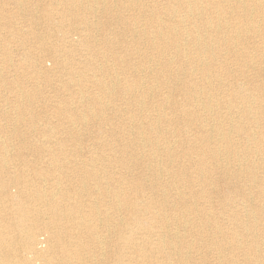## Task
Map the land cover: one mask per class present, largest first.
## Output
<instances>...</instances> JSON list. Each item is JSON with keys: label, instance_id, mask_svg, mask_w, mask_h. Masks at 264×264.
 Instances as JSON below:
<instances>
[{"label": "bare ground", "instance_id": "obj_1", "mask_svg": "<svg viewBox=\"0 0 264 264\" xmlns=\"http://www.w3.org/2000/svg\"><path fill=\"white\" fill-rule=\"evenodd\" d=\"M62 2V8L45 10L48 18L58 12L59 27L69 18L83 20L81 0ZM121 5L123 13L107 24L127 54L121 153L90 151L78 165L69 157L76 147L66 146L76 144L73 139L55 146L2 138L0 264H264V0H123ZM106 8L101 10L113 16ZM54 33L37 34L35 48L30 44L33 49L17 60L30 77L22 72L12 81L1 78L0 87L26 101L15 104L24 113L41 96L44 79L69 92L50 97L54 114L73 124L88 122L99 111L91 106L92 114H78L69 97L81 94L100 105L89 88L99 82L104 94L111 91L101 81L108 70L104 65L100 78L95 75V48L87 41L62 47L50 39ZM106 45L118 48L112 38ZM83 49L88 55L80 58ZM51 56H57L53 68L44 63ZM255 67L257 75L248 73ZM178 83L180 100L173 96ZM149 110L156 112L146 114ZM110 132L115 136L114 128ZM12 148L30 151L42 163L33 174L8 170ZM116 163L123 173L114 169ZM214 188L222 190L220 212L211 206ZM227 206L231 214H225ZM42 234L50 242L43 250ZM209 251L217 252L215 259L206 257ZM195 252L205 255L196 258Z\"/></svg>", "mask_w": 264, "mask_h": 264}, {"label": "rangeland", "instance_id": "obj_2", "mask_svg": "<svg viewBox=\"0 0 264 264\" xmlns=\"http://www.w3.org/2000/svg\"><path fill=\"white\" fill-rule=\"evenodd\" d=\"M122 2L123 0H104V2L100 0L98 3L94 4V1L92 0H81V5L83 6L81 7L83 20L81 19L72 20V18H69L67 20H64L63 25L59 27L57 23L61 19L60 14L58 12L56 13L55 11H52L51 16L48 18L45 10L49 8L59 9L64 7L65 2H62V0H0V24H3V29H0V42H1L0 70H2L0 79L2 78L3 80L12 81V78H14L17 73L22 75V72L27 74V77H30L29 74L30 69L27 67L19 68L17 65L18 63L17 60L22 59L23 57L22 54L24 53L25 49L30 46V44H33V47L35 48L36 44L34 43L39 41L37 40V34H41L42 37L46 38L49 32L54 31L55 33L52 35L50 39H52L54 42H57L62 47L66 45H68L66 46L67 48L74 47L75 46L74 43H78L79 41L81 42L87 41L86 44L88 43L89 46L92 45L95 48V51L92 54V58L94 62L93 69L95 75H97L100 78L102 74L100 70L104 65H106V70H108V72H104L102 74L101 81L103 80V82L105 83L107 82L109 87L111 86V91L106 90L105 94L103 93V91H101V87L99 88L98 85L99 82H97L93 87L89 88V92L91 93V95H95L101 98L102 103L100 105L94 104L92 102V99L90 98H85V97L82 98L81 94H78L77 98L76 95H72L69 97L70 101L72 102L75 101L74 106H77V110H75V112L76 113L78 112V114L81 111H85L86 113H88V115L92 114L89 113L91 111V106L94 107L95 112L99 111L98 114L99 118L98 116H96L94 118H91L88 122L79 123L80 122L79 121V122H75L74 124L69 121L70 120L69 118H66L64 116H58L57 114L53 113V110L50 109L52 103L55 102V101H49L50 97L54 99L53 96L56 95L60 96L63 94V92L67 94L69 93L67 90L62 92L55 90L53 88L54 83L51 84L52 87H50L48 81L41 79L39 81L40 86H38V89L42 91V93H40L41 96L38 97L37 100L38 102L37 101L32 102L33 107L31 108V110L29 112L27 111L24 113H22L19 106L16 107L15 104L17 102L18 105L20 104L24 105L26 101H23L24 99L21 101L16 100L17 96L15 92L9 90L8 87L6 86H1L0 87V129L2 130V132L0 133L1 135L0 140H2L3 138V140L6 141V143L15 144L18 141H20L22 138H26V139L30 138L29 140H33L35 143H38L39 145H41V143L43 142L44 144L50 143L52 145H55L56 141L60 140L59 142L60 145L62 139L63 140L73 139L77 143L69 144V145L67 144L66 146L68 148L76 147L74 148L76 152L69 155V157L70 160H76L78 162L77 163L78 165H81L82 162L86 161V158L88 157L90 151L95 150L97 152L103 153V151L107 149H111V152L108 150L110 154L121 153L117 149V147H119L120 145L117 143V140H119L118 138L124 134L123 119L127 116V112H126L127 98L129 96L127 95L125 84L123 83L125 80H127V54L124 51V48H121L120 44L118 43L119 35H115L116 33H111V32L109 33L107 31V24L108 25L112 24V22L116 21L115 19H117L123 13V8H122L123 6L121 5ZM70 4L73 3L71 2ZM70 4H68L67 6H71L72 8H75ZM105 4H107V8L113 10L114 12L113 16H112V12L109 13L106 10H101L104 8ZM10 13L13 14L11 17L9 16ZM116 30L118 31V29ZM62 32L66 33V35L62 34ZM22 33H28V35H23ZM61 34L62 36L59 37V35ZM71 36H72V42L70 41ZM110 37L115 41V46L118 47L117 49L114 48L112 51L108 50L106 45L107 41L111 40ZM123 38L124 36H122L120 39L122 40ZM85 47L87 48V46ZM30 49L33 48H28L26 50H30ZM110 54H112V56H110ZM87 55H88V51L83 49L80 52L79 57L83 58L86 57ZM124 56L126 58H124ZM56 57L53 56L47 57L44 61L46 67L53 68L57 61ZM121 59L123 61H120ZM136 61L138 62L137 58ZM174 69L177 71L176 67ZM257 69L258 67L250 69L248 73L255 76L258 73ZM262 69L264 70V66ZM179 87H180V83H178L176 85V88H174L175 91L173 90V96L176 100H180L183 97V95L180 93ZM58 88L61 87L58 86ZM85 94L86 93H84V95ZM155 112H156L155 110L154 111L149 110L146 111V114L147 113L154 114ZM15 122L17 123L15 124ZM113 128L116 131L115 136L110 132ZM9 147L12 146L9 145ZM10 152L12 158L7 162L8 170L10 169L14 171L15 168H17L18 170L27 169L26 173L33 174L34 168L37 167L38 164H41L43 160L42 158L38 159V157L34 153L27 150H23L22 148L17 149L16 151L13 150L12 148ZM21 152L22 154H20ZM49 158L50 157L46 154L44 160L47 161L49 160ZM27 160L29 161L28 163H30L31 165L29 166L27 163V168H26L24 165H25V161ZM114 169L118 173H123L124 171L120 165L118 166L117 163L115 164ZM37 183L40 184L38 181ZM73 183L76 182L73 180L72 184ZM195 188L197 189L198 187ZM219 192H222V190L221 189L215 190L214 188L213 190H211V198H210L211 206L213 210L218 212H220L224 207V203L221 200L222 196L219 194ZM187 196H188L187 199L190 202L195 203V199L193 198V196H191L189 193ZM235 199L240 200L241 197L237 195ZM200 202L203 203L202 201ZM228 206L226 207L225 214L232 213V211L228 209L229 208ZM126 215L128 216V213ZM221 221L223 225L229 224V222L226 219H221ZM38 238H40V240L42 241V243L39 245L42 250L49 247L50 242L49 243L47 242V239L44 234L39 235ZM16 242H22V241L18 238ZM20 249L21 247L18 244L14 248V250L18 254L21 253ZM197 253L198 252H195L192 253L191 255L195 256L196 258H200V257L202 258L205 255V252H199L198 255ZM30 255L34 256L32 253ZM216 256H217V252H213V251L206 252V257H208L209 259L210 258L215 259ZM23 263L24 262L20 261L19 264H23ZM35 264H43V263L40 261H35Z\"/></svg>", "mask_w": 264, "mask_h": 264}]
</instances>
